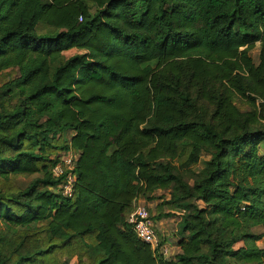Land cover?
Segmentation results:
<instances>
[{"label": "trees", "instance_id": "16d2710c", "mask_svg": "<svg viewBox=\"0 0 264 264\" xmlns=\"http://www.w3.org/2000/svg\"><path fill=\"white\" fill-rule=\"evenodd\" d=\"M7 69L0 264H264V0H0ZM157 190L181 212L170 258L127 221Z\"/></svg>", "mask_w": 264, "mask_h": 264}, {"label": "rangeland", "instance_id": "374dc122", "mask_svg": "<svg viewBox=\"0 0 264 264\" xmlns=\"http://www.w3.org/2000/svg\"><path fill=\"white\" fill-rule=\"evenodd\" d=\"M76 49L69 50L64 53L65 57H69L70 55L76 53ZM259 53H260V42H257L254 47L250 50V56L253 59L254 63L259 62ZM18 75L17 69H7L2 70L0 72V82L3 83L7 81L10 78L16 77ZM236 103L238 106H240L242 109H246L245 104H243L240 100H236ZM71 133L65 132L63 135L55 136L53 142L57 145L65 144L67 140L69 139ZM62 149L55 150V153L61 152ZM260 151L264 152V140L260 143ZM207 156L204 154L202 157L203 159H206ZM202 166V163H198L195 166H193V169L195 171L199 170ZM34 178V176L31 177H19L16 180V183L20 187H25L27 184ZM154 200L153 201H146L143 198L141 201H136L135 203H140L146 206L151 216H153V220L156 224V236L158 239V242H160L161 251L162 254L170 258L174 256L178 251V241L180 240V233H179V225H180V217L181 212L179 210L171 211L170 204H168L166 201L169 199V193L168 191L163 190H157L154 193ZM165 215L164 217L158 219L157 216ZM167 214H170L169 216H166ZM255 231H262L261 228H256ZM243 243L239 242L236 244V247L241 246ZM259 246H264V238L257 242ZM78 262V254H75L71 259V264Z\"/></svg>", "mask_w": 264, "mask_h": 264}, {"label": "built area", "instance_id": "2783aa9c", "mask_svg": "<svg viewBox=\"0 0 264 264\" xmlns=\"http://www.w3.org/2000/svg\"><path fill=\"white\" fill-rule=\"evenodd\" d=\"M77 156L72 153L64 156L61 161L56 164L52 170L55 177L66 175L63 183L57 186L64 195L72 196L74 191L75 178L71 173L74 169V161ZM128 223L131 225L133 232L136 236L145 243H148L155 248L158 244L156 236L155 222L143 204L135 203L133 212L127 218Z\"/></svg>", "mask_w": 264, "mask_h": 264}, {"label": "crops", "instance_id": "0c3cea01", "mask_svg": "<svg viewBox=\"0 0 264 264\" xmlns=\"http://www.w3.org/2000/svg\"><path fill=\"white\" fill-rule=\"evenodd\" d=\"M141 201V200H140ZM178 248V247H177Z\"/></svg>", "mask_w": 264, "mask_h": 264}]
</instances>
